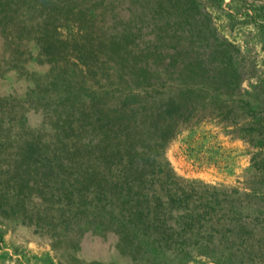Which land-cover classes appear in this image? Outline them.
I'll list each match as a JSON object with an SVG mask.
<instances>
[{
	"label": "rangeland",
	"instance_id": "1",
	"mask_svg": "<svg viewBox=\"0 0 264 264\" xmlns=\"http://www.w3.org/2000/svg\"><path fill=\"white\" fill-rule=\"evenodd\" d=\"M193 37L222 44L234 71L158 145L160 171L136 186L147 216L127 235L105 216L101 233L86 209L106 204L84 202L68 157L49 175L39 161L81 137L83 110L116 85V42L146 57ZM146 80L155 91L134 81L122 95L161 103L162 74ZM0 264H264V0H0Z\"/></svg>",
	"mask_w": 264,
	"mask_h": 264
},
{
	"label": "trees",
	"instance_id": "2",
	"mask_svg": "<svg viewBox=\"0 0 264 264\" xmlns=\"http://www.w3.org/2000/svg\"><path fill=\"white\" fill-rule=\"evenodd\" d=\"M190 25L189 33L200 32L194 19ZM110 39L104 37L103 40L108 44L116 41ZM113 46L116 56L110 50L107 70L115 76L116 85L110 90L98 91L92 97L95 104L83 110L78 126L82 128L81 137L74 136L61 147L58 157L40 159L39 164L46 165L43 173L49 175L53 167L50 163L61 166L64 164L61 155L67 156L72 185L82 188L84 202L89 206L94 200L106 204L103 210L86 209L87 217L92 219L88 224L116 215L120 220L116 225L122 229L119 231L127 235L134 229L130 220L149 213L139 204L148 194L138 192L136 186L147 184L149 177H155V171H160L156 158L158 145L174 135L182 122L194 117L191 110L205 94L226 86V77L234 69L230 55L222 53V44L200 37L153 42L148 45L150 52L146 57L130 55L127 43L116 42ZM153 74H162V91L156 92L161 103L143 97L136 100L131 94L122 95L134 90L130 85L134 81L141 83L137 86L143 91H155L146 80ZM27 166L23 163V167ZM150 168L153 171L149 172ZM10 180L5 184L9 185ZM30 183L24 172H20L19 185ZM136 198L138 202H132ZM114 200L122 203L120 213L111 205ZM105 221L99 222L101 233L103 226L109 223Z\"/></svg>",
	"mask_w": 264,
	"mask_h": 264
}]
</instances>
